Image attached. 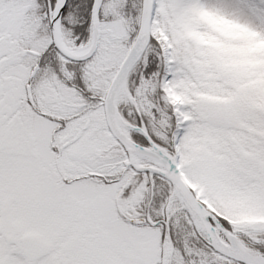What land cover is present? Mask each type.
Wrapping results in <instances>:
<instances>
[{"label":"snow or ice","instance_id":"1","mask_svg":"<svg viewBox=\"0 0 264 264\" xmlns=\"http://www.w3.org/2000/svg\"><path fill=\"white\" fill-rule=\"evenodd\" d=\"M0 264H264V0H0Z\"/></svg>","mask_w":264,"mask_h":264}]
</instances>
